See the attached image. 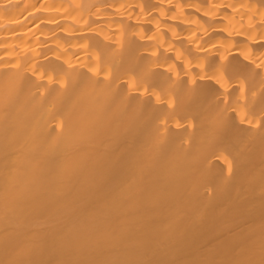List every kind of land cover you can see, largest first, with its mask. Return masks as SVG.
Instances as JSON below:
<instances>
[{"label": "bare ground", "instance_id": "obj_1", "mask_svg": "<svg viewBox=\"0 0 264 264\" xmlns=\"http://www.w3.org/2000/svg\"><path fill=\"white\" fill-rule=\"evenodd\" d=\"M0 264H264V0H0Z\"/></svg>", "mask_w": 264, "mask_h": 264}]
</instances>
